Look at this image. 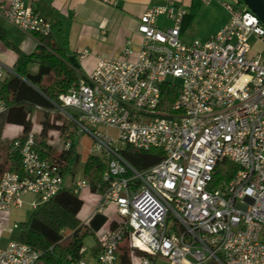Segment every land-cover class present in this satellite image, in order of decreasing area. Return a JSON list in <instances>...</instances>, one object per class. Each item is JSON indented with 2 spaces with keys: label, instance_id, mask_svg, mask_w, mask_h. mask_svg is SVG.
Instances as JSON below:
<instances>
[{
  "label": "built area",
  "instance_id": "built-area-1",
  "mask_svg": "<svg viewBox=\"0 0 264 264\" xmlns=\"http://www.w3.org/2000/svg\"><path fill=\"white\" fill-rule=\"evenodd\" d=\"M223 6L230 21L208 41L191 43L181 40L183 7L170 1L149 9L139 21L137 51L127 47L119 59H100L54 103L79 135L92 139L105 164L107 189L95 213L115 206L119 217L95 259L69 264H116L124 241L131 264H156L157 257L172 264H264V57L250 41L264 44V25L247 6ZM161 16L172 26L159 28ZM0 17L27 34H51L49 20L27 0L1 4ZM7 71L0 63V84ZM170 78L181 82L180 93L161 110ZM5 110L0 101V114ZM128 146L162 149L164 158L139 171L122 153ZM11 151L20 155L22 172L2 174L0 214L21 207L26 194L39 196L36 209L66 190L64 164L43 158L32 132ZM87 188L83 178L72 191ZM41 254L16 240L0 249V264H37Z\"/></svg>",
  "mask_w": 264,
  "mask_h": 264
},
{
  "label": "crops",
  "instance_id": "crops-1",
  "mask_svg": "<svg viewBox=\"0 0 264 264\" xmlns=\"http://www.w3.org/2000/svg\"><path fill=\"white\" fill-rule=\"evenodd\" d=\"M10 1L0 0V5L8 4ZM170 1L175 6L183 7L187 12L182 23L181 37L188 28H194L196 25L205 29L210 27L211 31L194 35L198 37L195 40L206 42L230 21V13L223 6L224 0H27V3L49 20L51 23L50 37L64 50L68 60L74 57L79 62L80 68L71 65L78 71V78H80L96 68L100 59H119L127 47L137 51L143 40L138 32L141 16L149 9L164 6ZM156 24L159 28L166 29L172 26V21L161 16ZM250 41L252 52L260 53L264 57V44L259 42L255 36H252ZM40 46L41 42L37 36L17 29L5 18L0 17V63L8 69L5 80L15 74L19 52L29 56L38 52ZM82 51L88 53L84 59H81L79 55ZM29 71L33 74L37 73L38 64H31ZM52 115H55L54 112L51 113V122L53 121ZM30 118L33 123L32 133L39 136L43 130L40 111L35 109ZM55 125L62 127L64 122L56 120ZM72 129L76 130L71 126L69 129L63 127L48 133L47 143L53 148L48 158L60 157L63 147L60 143L61 141L64 143L66 135ZM23 134V126L8 123L7 115H0V141L3 148L9 147L14 140L23 137ZM76 136H81L77 130L74 138L70 139L73 142L77 160L68 164L69 170L65 173L66 190H73L76 181L86 179L84 176L85 162L90 155H95L92 152L93 145L90 149L86 147L83 150L82 148L77 149ZM56 141H58L57 145ZM84 154L87 155L83 160ZM3 162L4 156L0 157V164ZM81 164L82 168H80ZM78 172H80L79 177H77ZM84 191H86V196L82 195ZM78 195L84 202L78 217L83 224H88L96 215L95 210L102 194L94 193L87 188L81 190ZM39 202V196L26 194L21 207L12 208L8 213L0 214V249L18 240L19 232L39 208L35 209L33 204ZM83 210H85V218L80 217ZM109 211L116 212L115 206L108 207L101 215L106 216ZM112 222H117V220H112ZM107 230H111L110 226ZM104 231L102 227L96 234L101 235ZM102 239L103 236L98 238L92 254L87 259L96 258L97 248L101 246ZM85 250L87 252L86 248ZM84 258H86L85 255ZM70 261L71 257L67 256L61 264H69Z\"/></svg>",
  "mask_w": 264,
  "mask_h": 264
},
{
  "label": "trees",
  "instance_id": "trees-1",
  "mask_svg": "<svg viewBox=\"0 0 264 264\" xmlns=\"http://www.w3.org/2000/svg\"><path fill=\"white\" fill-rule=\"evenodd\" d=\"M244 6L246 5L242 0H239L237 7ZM37 37L41 42L39 51L29 56L19 52L15 74L0 84V101L6 106V110L0 115L6 114L8 123L23 126V137L16 139L23 141L32 132L31 114L35 109L40 111L43 130L39 136L34 135L36 149L43 158H48L49 152L53 151L47 143L48 133L63 127L71 128L61 116H56V120L64 122L62 127L56 126L54 121L51 122V113L55 112L54 103L58 102L61 94L78 86L79 78L78 71L71 65L64 50L51 39L50 35ZM31 64H38L37 73L33 74L29 71ZM161 90L160 108L168 110L177 99L180 89L177 84L166 82ZM75 135L76 130L72 129L65 137L60 157L49 158L64 164V173L69 170L68 164L77 160L73 144L69 151H65L67 141L73 139ZM12 143L7 148L0 147V157L4 156V162L0 164V179L6 171L22 172L21 157L18 153L11 151ZM122 153L139 171L151 168L164 158L162 149L157 148L145 151L128 146ZM225 164L234 174L236 167ZM104 171L105 164L99 156L90 155L87 158L84 176L89 181L92 192L103 194L106 191L107 185L103 182ZM83 205L84 202L78 194L72 190H62L50 201L40 205L30 221L23 226L19 232L18 241L42 253L37 264H61L67 256H70L72 260L84 258L85 237L99 232L106 224L107 217L96 214L88 224H83L78 217ZM116 226L117 222H112L110 228L115 229ZM125 245H127L126 241L118 248L116 264H131L129 250ZM97 249L99 251L100 247ZM152 260L155 259L152 258Z\"/></svg>",
  "mask_w": 264,
  "mask_h": 264
},
{
  "label": "rangeland",
  "instance_id": "rangeland-1",
  "mask_svg": "<svg viewBox=\"0 0 264 264\" xmlns=\"http://www.w3.org/2000/svg\"><path fill=\"white\" fill-rule=\"evenodd\" d=\"M224 2L225 3H228V4H230V5H235V6H238V3H239V0H224ZM212 30V28H207V29H205V28H203V27H200L199 25H196L194 28H188L187 30H186V32L183 34V36L181 37V40L183 41V42H185V43H191V42H193L195 39H197L198 37H196V36H194V35H196V34H198V33H205L206 31L208 32V31H211ZM170 81L171 82H173V83H176V84H180L181 82L180 81H178V80H175V79H173V78H170ZM54 114L55 115H52V120L55 122L56 121V116H61L60 114H58L57 112H54ZM40 117V116H39ZM62 117V116H61ZM63 118V117H62ZM63 120L65 121V123L67 124V125H70V126H72V127H74L72 124H70L67 120H65L64 118H63ZM75 128V127H74ZM113 133V135H115V131H113L112 132ZM57 142L58 141H56V145H57ZM61 144H63L62 143V141H61V143H60V145ZM75 145H76V147H77V149H81L82 148V150H83V148L84 147H86L87 149H90L91 147H92V145H93V142H92V139L89 137V136H87V135H81V136H76V138H75ZM61 147V146H60ZM93 152V151H92ZM87 153V152H86ZM85 155H87V154H84V156H82V159L84 160L85 159ZM83 160H82V162H83ZM80 168H82V164H81V166H80ZM80 172H78V174H77V177H79L80 176V174H79ZM86 191H84L83 192V196H86V193H85ZM107 222H106V224L103 226V230H105L101 235L100 234H95V235H93V234H88L86 237H85V239H84V247L87 249V252H86V254H85V257L86 258H89L90 257V255L92 254V251H93V249H94V247H95V245H96V243L98 242V238L100 237V236H103L104 237V235L106 236V233H107V229H108V227L110 226V223H111V221L112 220H119V218H118V216H117V214H116V212H112V211H109V212H107ZM80 217L81 218H85L86 217V215H85V210H83L82 211V213L80 214ZM127 248H128V244L127 245H125ZM128 250H129V248H128ZM156 264H172L171 262H169L167 259H165V258H162V257H157L156 258Z\"/></svg>",
  "mask_w": 264,
  "mask_h": 264
},
{
  "label": "water",
  "instance_id": "water-1",
  "mask_svg": "<svg viewBox=\"0 0 264 264\" xmlns=\"http://www.w3.org/2000/svg\"><path fill=\"white\" fill-rule=\"evenodd\" d=\"M242 2L255 13L264 25V0H242ZM69 61L75 68H80L79 62L74 57H70Z\"/></svg>",
  "mask_w": 264,
  "mask_h": 264
}]
</instances>
